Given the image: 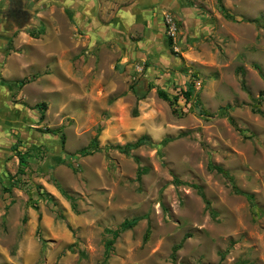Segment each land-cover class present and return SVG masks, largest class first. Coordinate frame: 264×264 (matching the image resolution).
Instances as JSON below:
<instances>
[{"label":"rangeland","instance_id":"1","mask_svg":"<svg viewBox=\"0 0 264 264\" xmlns=\"http://www.w3.org/2000/svg\"><path fill=\"white\" fill-rule=\"evenodd\" d=\"M199 8L193 28L180 33L175 21L179 50L170 40L172 50L190 52L182 65L175 72L141 67L153 76H143L145 98L123 96L135 80L102 65L101 54L85 60L74 51L73 59L63 54L48 65L56 92L40 99L45 117L35 109L31 129L44 133L60 126L66 143L56 133L20 139L22 130H4L1 142L20 143L31 157L20 182L5 192L19 160L8 148L0 155V264H174L173 247L184 238L176 264H216L223 254V264H264V102L256 113L251 100L264 91V0H202ZM240 67L248 91L240 84ZM186 72L202 86L193 99L176 103L175 115L157 91L173 97L188 88ZM42 89L27 90L37 99L45 95ZM143 135L154 145L130 154L106 149ZM166 137L173 141L158 147ZM96 138L103 150L80 154ZM211 165L228 170L257 206ZM139 168L147 169L140 181ZM175 177L186 183L175 184ZM192 184L203 188L216 216ZM135 216L143 219L116 238L105 262L108 229Z\"/></svg>","mask_w":264,"mask_h":264},{"label":"crops","instance_id":"2","mask_svg":"<svg viewBox=\"0 0 264 264\" xmlns=\"http://www.w3.org/2000/svg\"><path fill=\"white\" fill-rule=\"evenodd\" d=\"M201 1L0 0V155L8 149L16 152L20 144L2 143L5 129L22 130L20 139L41 132L31 126L40 99L56 92L49 64L74 51L85 60L101 54L102 65L135 80L123 96L138 97L132 86L148 90L145 77L153 78L140 72L141 67L148 66V73L159 65L175 72L190 55L173 52L166 15L180 24V33L189 30L200 20ZM33 86L43 88L45 95L33 99L27 90ZM41 133L49 139L54 131ZM6 135H12L10 130Z\"/></svg>","mask_w":264,"mask_h":264},{"label":"trees","instance_id":"3","mask_svg":"<svg viewBox=\"0 0 264 264\" xmlns=\"http://www.w3.org/2000/svg\"><path fill=\"white\" fill-rule=\"evenodd\" d=\"M221 8L226 11V8L223 5H221ZM255 67L262 74V69H261L260 65L256 64ZM186 74L189 75V77H190V81L188 83V88H186L184 90L182 89L178 94L174 95L173 97L170 96L164 90H160L159 89L157 91L160 98L168 101L171 104V106H173V113L175 115L179 114L178 110L176 108V103H178L181 98L185 99L186 101H189V100L194 98L195 80L193 79V77L195 78L196 74H194L193 76H192L191 73L189 74L188 72H186ZM238 75H239V81H240V84H241L242 88L244 90L248 91L247 81H246V77H245V70L242 67L238 68ZM132 88L135 91V93L138 94V98L139 99L145 98L147 96V94H148V90H143V89L139 90L137 88V86H135V85H133ZM251 100L253 102V106H252L253 107L252 108L253 112L262 113L261 105L264 102V91L260 92L258 97H255V96L252 95L251 96ZM197 103H199L198 100H197ZM45 108H46V103L45 102L39 103L37 108H36L38 110H41V112H40L41 120L44 119V117H45V113H44V109ZM137 113H138L137 108H135L134 111H133V115L136 116ZM230 121L239 131L243 132V130H241L240 128H238L236 126V124L234 122V118L230 117ZM53 131H54V133H59L60 134L61 140H62V145L64 146L65 143H66L65 134L62 132V130L60 128L52 130V132ZM244 135L247 138L249 137L246 134H244ZM171 141H173L172 137H166L160 143H158L156 145L161 148V147L166 146ZM20 145L21 144H17L15 146V151H16V154H17V156L19 158V169H18V172H17L16 176H10V179H9L10 180V184L8 186H4L3 187V190L5 192L12 191V189L14 187V184L17 183V182H20L21 179L19 178V176L25 174V168L29 165V157H31V154H30L31 150H21V149H19ZM143 145H154L148 135L141 136L135 142H129V143H126V144H123V145L122 144L109 145V146L106 147V149H108V150L109 149H115V150H118L121 153L130 154L134 149H136L138 147H141ZM102 150H103V148H101L99 146L98 139L96 138V139H94L92 141V143L89 146L81 149L80 150V154H94L95 152L102 151ZM136 161L139 162V158L138 157H136ZM210 169L211 170H216L217 172L221 173L224 177H226L231 182L233 191L235 193H237V194L245 195L249 199L252 208H255L257 206L254 194L242 191L237 186V184L235 182V178L223 166L211 165ZM146 170H147L146 168H139L138 175H137V179L139 181L141 180V178H142L144 172H146ZM174 183L177 184V185H181V184H185L186 182H183L178 177H175L174 178ZM192 186L198 190L199 195L203 198V200H204V202L206 204V209L211 213V215L216 216L217 215V211L212 207V203L206 197V194H205L203 188L201 186L197 185V184H192ZM35 209H37V206L35 207ZM26 219H27V217L25 216L23 221L26 222ZM141 219H143L142 216H135V217H133L131 219L124 220V222L119 227H117L115 229H110V228L108 229V232L111 233L112 237L106 243L107 248H106V254H105L106 255L105 262H107V260L111 256V253L113 251V244H114L116 238L119 237V235L122 232L134 227ZM38 220H39V226L37 228V235L41 236L42 228H41L40 222L42 221V214L39 215ZM149 234H150V230L147 231V234H146L147 238L149 237ZM185 239L186 238H184L180 243L174 245V247H173L172 259H173L174 264H176V261H177V252L183 246V243H184ZM224 258H225V254L222 255L221 261L216 263V264H223L222 260H224ZM248 263H249L248 261H240V262H236L235 264H248Z\"/></svg>","mask_w":264,"mask_h":264},{"label":"built area","instance_id":"4","mask_svg":"<svg viewBox=\"0 0 264 264\" xmlns=\"http://www.w3.org/2000/svg\"><path fill=\"white\" fill-rule=\"evenodd\" d=\"M165 21H166L167 26H168V35L170 37V40L172 41V43L174 45L175 51H178L179 48L176 45L177 44V40H178V27H177V24H176L175 20L173 19V17L171 15H169V14L166 15ZM201 86H202L201 82L200 81H196L195 87L197 89H200Z\"/></svg>","mask_w":264,"mask_h":264}]
</instances>
